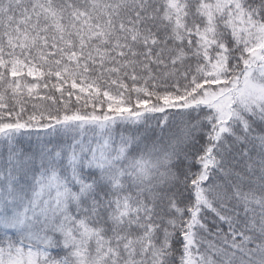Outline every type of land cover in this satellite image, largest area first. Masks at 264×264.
Returning a JSON list of instances; mask_svg holds the SVG:
<instances>
[{"label": "snow or ice", "instance_id": "obj_1", "mask_svg": "<svg viewBox=\"0 0 264 264\" xmlns=\"http://www.w3.org/2000/svg\"><path fill=\"white\" fill-rule=\"evenodd\" d=\"M0 264H264V0H0Z\"/></svg>", "mask_w": 264, "mask_h": 264}]
</instances>
